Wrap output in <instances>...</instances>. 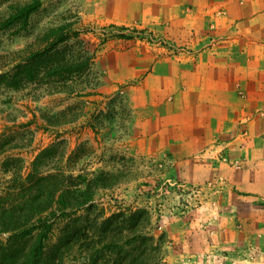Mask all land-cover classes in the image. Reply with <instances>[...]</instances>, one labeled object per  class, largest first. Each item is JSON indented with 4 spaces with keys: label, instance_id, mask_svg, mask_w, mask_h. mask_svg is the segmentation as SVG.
Segmentation results:
<instances>
[{
    "label": "rangeland",
    "instance_id": "1",
    "mask_svg": "<svg viewBox=\"0 0 264 264\" xmlns=\"http://www.w3.org/2000/svg\"><path fill=\"white\" fill-rule=\"evenodd\" d=\"M141 1L0 0V195L103 172L93 230L145 208L165 264H264V32L226 44L200 1Z\"/></svg>",
    "mask_w": 264,
    "mask_h": 264
},
{
    "label": "trees",
    "instance_id": "2",
    "mask_svg": "<svg viewBox=\"0 0 264 264\" xmlns=\"http://www.w3.org/2000/svg\"><path fill=\"white\" fill-rule=\"evenodd\" d=\"M148 1L153 0L140 3ZM206 89L215 90L210 84ZM103 174L88 178L58 170L34 176V184L22 193L0 195V232L6 234V241L0 239V264H63L74 247L81 255L72 264H165L163 237L152 233L145 208L113 213L99 220L94 230L77 219L76 211L93 199V188ZM56 215L66 221L47 247ZM28 237L33 239L30 245L16 246Z\"/></svg>",
    "mask_w": 264,
    "mask_h": 264
},
{
    "label": "crops",
    "instance_id": "3",
    "mask_svg": "<svg viewBox=\"0 0 264 264\" xmlns=\"http://www.w3.org/2000/svg\"><path fill=\"white\" fill-rule=\"evenodd\" d=\"M187 0H162L163 7H174L184 3ZM200 3L191 7L193 14H206L215 19L217 31L225 34L224 40L226 44L242 42L245 40L244 35L251 34L255 38L260 39L262 32L261 19L263 15L264 5L262 0H197ZM238 6L241 9L240 18L235 20L237 16L233 15L232 8ZM149 8V7H148ZM152 8V7H151ZM189 8V7H188ZM155 9V8H152ZM233 16H235L233 18ZM243 20L246 21L245 24ZM224 22L223 24H220ZM257 24V28L250 26ZM257 29V30H256ZM261 29V30H260Z\"/></svg>",
    "mask_w": 264,
    "mask_h": 264
}]
</instances>
